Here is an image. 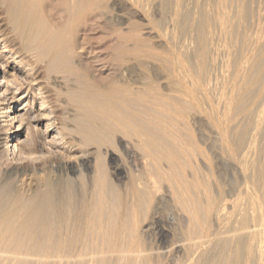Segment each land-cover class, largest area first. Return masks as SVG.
Returning a JSON list of instances; mask_svg holds the SVG:
<instances>
[{
  "label": "bare ground",
  "instance_id": "bare-ground-1",
  "mask_svg": "<svg viewBox=\"0 0 264 264\" xmlns=\"http://www.w3.org/2000/svg\"><path fill=\"white\" fill-rule=\"evenodd\" d=\"M147 1L0 0V264H264V0Z\"/></svg>",
  "mask_w": 264,
  "mask_h": 264
},
{
  "label": "rangeland",
  "instance_id": "rangeland-1",
  "mask_svg": "<svg viewBox=\"0 0 264 264\" xmlns=\"http://www.w3.org/2000/svg\"><path fill=\"white\" fill-rule=\"evenodd\" d=\"M150 1L151 0H149V1H147L146 3V5H145V14H146V17H147V19H149V20H151V25L153 26V25H155V24H157V23H159V22H161V23H163L164 22V25H166V26H170L169 24H170V12L167 10V9H165V8H163L162 7V5H161V3H160V1L159 0H152L151 1V3H150ZM159 3V4H158ZM150 4V6H147V5H149ZM158 7V9H156V6ZM155 6V7H154ZM161 6V7H160ZM149 7V8H148ZM154 8V9H153ZM149 9H151V10H149ZM154 10V11H153ZM150 11H152V13H150ZM158 11V12H157ZM166 13V14H165ZM147 14H148V16H147ZM153 15V16H152ZM161 15V16H160ZM164 15V16H163ZM165 15H166V17H165ZM167 16H168V18H167ZM153 17V18H152ZM160 19V20H159ZM165 19H168V22H166L165 21ZM153 23V24H152ZM167 23V24H166ZM166 26H164V27H166ZM170 30H172L171 29V27L169 28ZM145 36V35H144ZM180 41H185V39H180ZM182 42V43H183ZM96 47H99V48H97V50H96V66L99 64V61H100V65H98L96 68H93V69H95L94 71V74H96V75H101V74H103V71H104V74L103 75H107V73L109 72V73H112V72H110V70H114V67L115 66H113V68H111L112 67V65H114V64H111V65H109V63L106 61V60H104V59H106V57L107 56H103V55H101L103 52H101V45H98L97 44V46ZM98 54V55H97ZM105 55H107V54H105ZM104 57V59L102 58H100V57ZM87 59V58H86ZM100 59V60H99ZM84 60H85V57H84ZM104 60V64H107V65H109L108 66V68H107V65H104L105 67L103 68L102 66L103 65H101V64H103V61ZM86 61V60H85ZM106 61V62H105ZM133 62L131 61V65L130 64H128V66H130V75L131 76H129V77H137V75L138 76H140L141 74H142V72H141V68L137 65V64H135L134 63V65L132 64ZM84 64H85V62H84ZM133 65V66H132ZM132 66V67H131ZM134 67V68H133ZM102 68V69H101ZM111 68V69H110ZM132 69H134V70H132ZM140 71H139V70ZM106 70L108 71V72H106ZM133 71V72H132ZM143 71V70H142ZM102 72V73H101ZM132 72V73H131ZM141 74H140V73ZM135 73V74H134ZM137 73V74H136ZM42 72L40 73V74H38V76L39 77H41L42 75ZM41 75V76H40ZM110 75V74H109ZM108 75V76H109ZM133 75V76H132ZM134 75H136V76H134ZM37 76V77H38ZM40 82H45V81H43V80H41ZM38 86H41L42 88L41 89H43L42 91H45L44 89H46V87L44 86V84H40V83H38ZM35 87V86H34ZM45 87V88H44ZM35 88H37V87H35ZM34 90V89H33ZM32 90V91H33ZM41 91V92H42ZM48 90L46 89V91L45 92H42L43 93V96H46V99H48L49 100V102L47 103L48 105H47V108L48 109H50V108H52V110L53 109H55L54 111L56 112V113H59V114H62L61 113V109L63 108H65V107H67L66 106V103H64L63 104V101H64V97H60V98H58V100H56L55 99V96H53V93L50 91H48L49 93H51V94H49L48 92H47ZM46 93H47V95H46ZM215 94V93H214ZM32 96V93H30V92H26V90H21L19 93H18V98L19 99H21V102L19 101V102H16L15 104H13V106H14V108L15 109H21L23 106H24V102L26 101V97L27 96ZM53 96V97H52ZM213 97H215V96H213ZM53 99V100H52ZM60 99H61V103L59 104V102H60ZM63 100V101H62ZM55 101H56V103H55ZM53 102V103H52ZM50 103V104H49ZM62 104V105H61ZM54 105V106H53ZM53 106V107H52ZM61 106V107H60ZM65 106V107H64ZM28 107L30 108V106H29V104H28ZM27 107V108H28ZM55 107V108H54ZM59 107V108H58ZM61 108V109H60ZM70 108V107H69ZM59 109V110H58ZM57 110V111H56ZM60 111V112H59ZM63 111V110H62ZM59 114H57L58 116H61V115H59ZM1 121V120H0ZM1 124L0 125H4L2 122H0ZM4 129V128H3ZM14 130V129H13ZM263 140H261V144H260V146H262V145H264V134H263V138H262ZM59 158V157H58ZM75 162V161H74ZM53 165V164H52ZM52 165H48V166H52ZM56 165H53L52 166V168L53 169H51L50 168V170H51V172H52V174L56 177V176H58V174H59V171L57 170L58 169V167L56 168L55 167ZM55 167V168H54ZM234 167V166H233ZM232 166H223V165H220L219 167H217V168H215L214 170H213V172H214V176H215V178H217L218 180V182H220L222 185H224V188H226V189H229V188H231L233 185H234V181H236V179H238L239 177L238 176H236V177H234L233 175H234V168H233ZM220 168V169H219ZM225 168V169H224ZM221 170V171H220ZM232 173H231V172ZM236 171V170H235ZM216 172V173H215ZM227 172V173H226ZM224 173V174H223ZM230 173H231V175H230ZM29 175H30V172L28 171L27 173H26V175H19V176H16L15 177V181L16 182H19V181H26V183H27V180H28V177H29ZM225 175V176H224ZM237 175V174H236ZM218 176V177H217ZM233 176V177H232ZM238 177V178H237ZM236 178V179H235ZM240 178H241V176H240ZM240 178H239V180H240ZM27 179V180H26ZM224 180V181H223ZM224 182V183H223ZM230 183H232V184H230ZM262 185V184H261ZM231 186V187H230ZM263 190H264V188H263ZM166 213V214H165ZM165 213L163 212L162 213V220L164 219V221H162L161 223H160V225L161 226H163L164 227V225H165V227L164 228H166V226L167 225H169L170 223L168 222V220H170L171 218L173 219V217L175 216L172 212H170V211H168V210H165ZM172 215V216H171ZM171 217V218H170ZM166 219H168V220H166ZM163 224V225H162Z\"/></svg>",
  "mask_w": 264,
  "mask_h": 264
}]
</instances>
